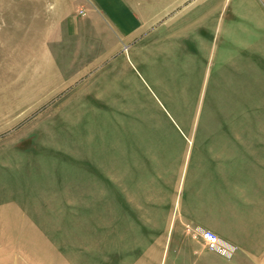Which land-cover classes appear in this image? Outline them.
<instances>
[{
    "label": "rangeland",
    "instance_id": "1",
    "mask_svg": "<svg viewBox=\"0 0 264 264\" xmlns=\"http://www.w3.org/2000/svg\"><path fill=\"white\" fill-rule=\"evenodd\" d=\"M263 2L221 1L199 56L109 59L93 34L55 33L44 0H0V264H187L189 132L214 130L255 136L238 138L231 216L210 219L217 264H264V49L241 8ZM229 21L253 60L225 45Z\"/></svg>",
    "mask_w": 264,
    "mask_h": 264
},
{
    "label": "crops",
    "instance_id": "2",
    "mask_svg": "<svg viewBox=\"0 0 264 264\" xmlns=\"http://www.w3.org/2000/svg\"><path fill=\"white\" fill-rule=\"evenodd\" d=\"M221 1L223 0H44V4L47 10L50 6L55 10L48 13V17L54 18L55 33L59 32L64 36L75 33L95 36L94 41L99 46L97 45L93 57L111 59L132 52L135 57L189 58L199 56L206 50L207 35L216 25V15L218 32ZM241 8L245 11L243 21L257 31L264 49V2L259 8L253 3L242 5ZM78 11L83 14L79 15ZM239 25L243 26L229 21L223 30L220 29L219 35L224 39L225 45L231 46L229 51L235 54L234 58L243 56L253 60L252 43L229 40L232 38L229 34L232 30L236 31ZM250 49L249 55L247 53ZM221 55L223 54L220 53ZM189 133L201 140L197 142L192 168L189 169L188 165L182 173L183 184L187 183V192L185 196L181 193L178 202L176 199V206L180 208L182 205L180 228L188 238L184 262L217 264V254L203 245L199 247V241L196 245L193 235L185 231L184 225L198 228V232L210 230L216 235L220 233L217 221L210 219H217V207L222 217L229 218L231 215L227 212L228 204L237 200L239 183L246 185L244 177L238 176V138L255 136L222 130ZM192 153L193 151L190 152L188 164ZM229 244L234 246V242ZM237 255L235 253V257Z\"/></svg>",
    "mask_w": 264,
    "mask_h": 264
},
{
    "label": "built area",
    "instance_id": "3",
    "mask_svg": "<svg viewBox=\"0 0 264 264\" xmlns=\"http://www.w3.org/2000/svg\"><path fill=\"white\" fill-rule=\"evenodd\" d=\"M200 237L206 243L208 249L213 252H219L222 255L228 256L230 250L221 243L218 236L210 230H201Z\"/></svg>",
    "mask_w": 264,
    "mask_h": 264
}]
</instances>
